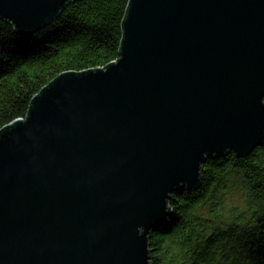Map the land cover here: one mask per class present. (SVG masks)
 <instances>
[{
	"label": "water",
	"instance_id": "water-1",
	"mask_svg": "<svg viewBox=\"0 0 264 264\" xmlns=\"http://www.w3.org/2000/svg\"><path fill=\"white\" fill-rule=\"evenodd\" d=\"M75 0H0L19 34ZM118 58L0 130V264H150L207 158L264 144V0H128Z\"/></svg>",
	"mask_w": 264,
	"mask_h": 264
},
{
	"label": "trees",
	"instance_id": "trees-1",
	"mask_svg": "<svg viewBox=\"0 0 264 264\" xmlns=\"http://www.w3.org/2000/svg\"><path fill=\"white\" fill-rule=\"evenodd\" d=\"M128 0H75L39 30L19 34L0 17V130L65 71L106 67L119 56ZM202 184L172 192V216L150 229V264H264V144L245 157L207 158ZM239 188L244 206L220 198Z\"/></svg>",
	"mask_w": 264,
	"mask_h": 264
},
{
	"label": "rangeland",
	"instance_id": "rangeland-1",
	"mask_svg": "<svg viewBox=\"0 0 264 264\" xmlns=\"http://www.w3.org/2000/svg\"><path fill=\"white\" fill-rule=\"evenodd\" d=\"M220 198L225 204L229 206H237L239 209L244 206L243 198L244 194L241 192L239 188H228V190L221 194Z\"/></svg>",
	"mask_w": 264,
	"mask_h": 264
}]
</instances>
